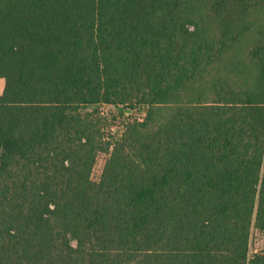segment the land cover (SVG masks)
<instances>
[{
    "label": "trees",
    "instance_id": "1",
    "mask_svg": "<svg viewBox=\"0 0 264 264\" xmlns=\"http://www.w3.org/2000/svg\"><path fill=\"white\" fill-rule=\"evenodd\" d=\"M0 78V264H264V0H0Z\"/></svg>",
    "mask_w": 264,
    "mask_h": 264
},
{
    "label": "rangeland",
    "instance_id": "2",
    "mask_svg": "<svg viewBox=\"0 0 264 264\" xmlns=\"http://www.w3.org/2000/svg\"><path fill=\"white\" fill-rule=\"evenodd\" d=\"M3 87L4 82L0 78V94L2 93ZM99 111L106 118L102 124L103 138L105 141H114L115 139L120 138L127 125L133 123L134 121H141L145 116L146 110L143 107H135L129 112L120 115L118 114L116 108L111 106H102ZM169 114V110L163 112L161 111L159 114L160 119L164 120V118H166ZM106 159V153H98L90 174L92 182L97 183L99 181ZM261 252H264V232L252 229L248 246V255L251 256Z\"/></svg>",
    "mask_w": 264,
    "mask_h": 264
},
{
    "label": "crops",
    "instance_id": "3",
    "mask_svg": "<svg viewBox=\"0 0 264 264\" xmlns=\"http://www.w3.org/2000/svg\"><path fill=\"white\" fill-rule=\"evenodd\" d=\"M2 80H3V79H2ZM3 82H4V81H3ZM3 89H4V87H3ZM2 92H3V90H2ZM1 94H2V93H1ZM1 94H0V95H1Z\"/></svg>",
    "mask_w": 264,
    "mask_h": 264
}]
</instances>
